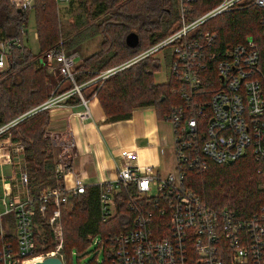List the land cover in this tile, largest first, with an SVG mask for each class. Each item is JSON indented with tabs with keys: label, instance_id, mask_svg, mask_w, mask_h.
Masks as SVG:
<instances>
[{
	"label": "built area",
	"instance_id": "obj_1",
	"mask_svg": "<svg viewBox=\"0 0 264 264\" xmlns=\"http://www.w3.org/2000/svg\"><path fill=\"white\" fill-rule=\"evenodd\" d=\"M56 1L59 4L69 0ZM196 1L177 0L176 29L123 66L155 56L159 62L168 60L166 81L173 80L169 93L179 99L164 119L171 126L175 163L171 171L161 175L157 165L141 163L134 150L123 149L115 178L98 185L101 222L115 218L119 206L130 213L122 230L98 242L102 251L106 247L109 264H264V0H221L189 20L188 4ZM9 3L23 12L32 9L34 0ZM249 6L259 14L261 39L247 36L225 47L217 31L202 29L205 22L219 14ZM26 35V28H22L19 37L0 39V70L6 69L12 50L25 45ZM34 38L37 39L36 32ZM167 47L170 52L165 53L163 49ZM75 56L61 47L43 53L42 59L50 70L57 68L62 80L71 86L57 95L52 93L42 104L0 127V133L72 95L79 96L83 106L77 114L79 120L90 117L88 101L81 90L94 80L75 83ZM119 68L105 70L97 80ZM64 139L54 164L56 186L42 188L36 198L28 191L22 144L17 142L12 147V143V150L0 145V164L17 159L12 182L1 177L7 189L0 205V235H7L1 219L11 215L14 242L6 241L0 246V264H26L48 256H57L64 263L62 210L71 208L72 199L83 194L86 187L73 175L72 133L68 132ZM241 160L251 164L263 193L250 202L256 205L250 210L213 203L192 187L193 175L203 174L213 165ZM70 177L73 180L68 186ZM37 213L47 217L55 244L51 252L35 254ZM93 237L89 234L87 239L91 241Z\"/></svg>",
	"mask_w": 264,
	"mask_h": 264
},
{
	"label": "trees",
	"instance_id": "obj_2",
	"mask_svg": "<svg viewBox=\"0 0 264 264\" xmlns=\"http://www.w3.org/2000/svg\"><path fill=\"white\" fill-rule=\"evenodd\" d=\"M220 1L197 0L188 4L187 19L198 17ZM168 2L169 0H81L78 7H82L88 18L95 21L90 24L79 22L80 16H77L69 25L58 18L56 0H34L31 10L34 14L39 52L33 55L25 45L12 50L7 67L0 74V127L50 97L48 85L51 74L42 59L43 53L61 47L67 54H71L77 52L83 42L99 36L98 51L84 58L75 68V83H84L95 78L114 61H125L171 34L178 24V13L174 4ZM28 12H18L9 0H0V39L19 37L22 28L27 26ZM202 29L217 31L225 47L241 42L247 36L261 39L259 14L251 6L219 14L205 22ZM131 31L139 36V44L135 48H129L125 44V37ZM144 38L148 43L146 47ZM151 61V57L145 58L105 81L94 82L96 84L92 92L84 98L88 99L95 94L106 117L111 121L128 119L135 108L149 106L154 107L158 118L164 120L171 106L179 99L169 93L173 80L168 79L162 84L153 83L151 77L160 70V62L157 59ZM3 74L5 77L2 78ZM78 101L80 99L68 100ZM47 122V110L37 111L0 133L2 138L9 136L12 131L14 133L11 140L23 143L28 191L34 198L44 186H56L52 146L49 139L44 137ZM251 174V164L247 160H241L213 165L207 172L193 175L190 183L197 191L201 189L198 192L207 199L221 197L220 201L228 200L237 209L250 210L256 206L250 201L257 190L255 179L250 178ZM98 194V186H86L83 194L72 199V207L62 210L63 236L65 234L63 264H69L72 246L78 248L79 254L80 249L90 242L87 239L89 234L101 233V239H104L124 228L130 213L123 206L118 207V214L112 220L105 223L100 221ZM49 214L50 212L47 215ZM34 221L37 223L34 229L35 254L45 253L51 250L53 244L52 234L45 222L47 217L43 218L37 213ZM6 241L14 242L12 234L0 235V246ZM103 264H109L106 247L103 249Z\"/></svg>",
	"mask_w": 264,
	"mask_h": 264
},
{
	"label": "crops",
	"instance_id": "obj_3",
	"mask_svg": "<svg viewBox=\"0 0 264 264\" xmlns=\"http://www.w3.org/2000/svg\"><path fill=\"white\" fill-rule=\"evenodd\" d=\"M74 54L77 66L85 57L76 62L80 55L77 52ZM47 68L51 74V82L48 85L51 95V92L55 95L62 93L70 86L67 80H62L57 68L53 69V74L48 65ZM76 96L73 95L68 100L75 101ZM68 100L47 110L45 135L51 142L55 164L61 150L60 144L64 142L68 132L72 133L75 139L70 157L73 175L81 179L85 186H98L105 180L115 178L116 164L120 162V152L123 149L134 150L139 162L159 167V149L172 146L171 126L158 118L154 107L135 108L128 119L111 121L106 117L97 97L91 96L87 99L90 117L80 121L77 114L82 111V104ZM16 142L12 141L13 144ZM9 147L12 150L10 145ZM16 160L15 158L10 164H0V205L7 187L1 177H7L11 181V178L16 176ZM5 168H10V173L4 172ZM72 180V177L67 180L68 186H71Z\"/></svg>",
	"mask_w": 264,
	"mask_h": 264
},
{
	"label": "rangeland",
	"instance_id": "obj_4",
	"mask_svg": "<svg viewBox=\"0 0 264 264\" xmlns=\"http://www.w3.org/2000/svg\"><path fill=\"white\" fill-rule=\"evenodd\" d=\"M80 1L81 0H72L71 4L69 3V1L57 4L58 8L56 7V9H57L56 12L58 13V18L62 21V23H64V24L68 23L70 25V24H72L73 19L75 17H77V16H80V17H78L79 22L85 21V23L90 24V22L95 21L94 19L88 18L87 14L84 13V10L82 9V7H80V6L78 7V3H80ZM171 2H172V4H174L175 11H176L177 10V2H176V0H169L168 3L171 4ZM87 9H89V6L87 7ZM35 31L36 30H35L34 14H33V11L30 10L28 12L27 26H26L27 35L24 37V43H25V47L28 48L33 55L34 54H38V52H39V42H38L37 39L34 38V32ZM99 42H100V38L98 37V38H93V39L87 40V41L83 42L82 44H80L78 49H77V53H79L80 56L76 58V62H79V60L83 59L84 57L86 58L87 56L91 55L92 53L98 51ZM143 43H144L145 47L148 44L147 40L145 38H144V42ZM163 51L165 53L166 52H170V47H167V48L163 49ZM131 57H133V56H131ZM126 59L127 60H125V61H123V60L114 61L115 63L109 65L108 68H106L105 70L110 69V68H119V67L120 68L117 71L115 70V72L112 73L111 75H109L107 78L97 80V76L100 73L104 72L105 70H103L102 72L98 73L97 76L95 78H93L94 81H92L91 83L87 84L86 85L87 87L86 86L83 87V88H85L83 90V92H82L83 97H85L86 95H89V93L92 92V90H93V88H94V86L96 84L94 82H96V81H98V82L99 81H105L106 79H108L111 76H114L118 72H121L123 70H127V69L131 68V66L133 64H131L129 66H126V67H123L124 64L129 60L128 58H126ZM156 59H157L156 56L155 57H151V60H152L151 62H153V60H156ZM47 70H48V68H47ZM48 72H49V70H48ZM54 72L55 71L53 70L52 74ZM2 73H4V70L3 71L0 70V74H2ZM168 73H169L168 60L164 61L162 59L160 61V70L158 72H155L152 75L153 77H151V79H152L153 83L155 82V83H158V84H162V83H164L166 81ZM1 76H2V78L5 77L4 74L1 75ZM92 96H95V94H93ZM76 98L79 99V96H76ZM78 102H80V101H78ZM35 107L36 106L31 107L29 110H27L23 114L27 113L28 111L32 110ZM23 114H21V115H23ZM21 115L15 117L11 121L15 120L16 118L20 117ZM3 127L4 126H1V128H3ZM10 127H12V126H10ZM10 127H8V128H10ZM13 130L15 132L17 131L16 128H14ZM9 133H10V134H8L9 136L0 138V145H3V146L11 145L10 144V142L12 143L11 136H12V133H14V132L10 131ZM44 137H46V135H44ZM19 143H20V145L23 144L21 142H19ZM14 145L15 144H12V147ZM51 152H52V149H51ZM159 156H160V166L157 168V171L159 172V174L163 175V174L171 171L173 169V166H174V163H175L172 146H166V147L160 148L159 149ZM3 171L6 172V173H10V168H5ZM11 173H12V171H11ZM251 175H250V178L255 179V182H256V177L253 175V173ZM44 187H47V186H44ZM256 188H257V190L254 191V194L252 195V198H251L250 202H252L253 199H255V198L259 199V198H261L263 196V193L260 192V190H259L257 182H256ZM200 190L198 189V191H200ZM220 198L221 197L215 198L213 196L212 198H209V200L211 202H213V203H217V204H220V205H222V204H231L228 200L227 201H224V200L220 201ZM64 210H66V209H64ZM117 214H118V212H117ZM45 222L47 223V221H45ZM12 223H13V217L11 215H7V216H5V217H3L1 219V225H2L4 233H6V234H12L13 233ZM47 228L50 229L48 225H47ZM38 230H40V229H38ZM64 233H65V231H64ZM63 240L65 241V234L63 236ZM100 240H101V233L95 234L94 237L92 238V240L84 248L80 249V253L79 254H78V248L76 246H72L70 248L71 256L69 257V260H68L69 264H89V263L103 264V251H102L101 248L98 247V242ZM52 241H53V244H52V248H50L51 250L46 251L45 253L51 252V251L54 250V248H55L54 245L55 244H54L53 237H52ZM62 251H63V249H62Z\"/></svg>",
	"mask_w": 264,
	"mask_h": 264
},
{
	"label": "water",
	"instance_id": "obj_5",
	"mask_svg": "<svg viewBox=\"0 0 264 264\" xmlns=\"http://www.w3.org/2000/svg\"><path fill=\"white\" fill-rule=\"evenodd\" d=\"M18 12L21 10L17 9ZM125 44L129 48H135L139 44V36L135 31L129 32L125 37ZM33 264H63L62 260L57 256H48L41 261L34 262Z\"/></svg>",
	"mask_w": 264,
	"mask_h": 264
},
{
	"label": "bare ground",
	"instance_id": "obj_6",
	"mask_svg": "<svg viewBox=\"0 0 264 264\" xmlns=\"http://www.w3.org/2000/svg\"><path fill=\"white\" fill-rule=\"evenodd\" d=\"M38 261H41L40 259H36L34 261H28L26 264H33V262H38Z\"/></svg>",
	"mask_w": 264,
	"mask_h": 264
}]
</instances>
